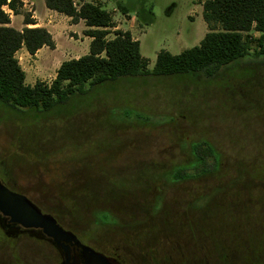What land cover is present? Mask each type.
<instances>
[{
	"label": "rangeland",
	"instance_id": "374dc122",
	"mask_svg": "<svg viewBox=\"0 0 264 264\" xmlns=\"http://www.w3.org/2000/svg\"><path fill=\"white\" fill-rule=\"evenodd\" d=\"M24 1L17 6L22 15L36 9L41 23L51 21L56 48L16 58L26 84H49L60 63L88 54L90 39L85 25L48 13L44 0ZM117 1L134 5L131 12L121 14ZM203 1L74 0L110 12L116 27L106 38L130 32L149 69L161 50L177 55L199 44L208 31ZM149 8L146 26L136 13L147 16ZM22 15L10 13L16 30L24 27ZM256 49L251 42L250 55L212 77L200 72L86 85L48 113L0 105V178L19 187L31 170L79 169L77 178H67L83 186L76 197L42 203L90 243L118 247L124 264H227L228 255L230 264H251L243 257L255 252L264 259V55H252ZM200 141L216 158L196 176L189 165ZM184 167L188 176L176 180Z\"/></svg>",
	"mask_w": 264,
	"mask_h": 264
},
{
	"label": "trees",
	"instance_id": "16d2710c",
	"mask_svg": "<svg viewBox=\"0 0 264 264\" xmlns=\"http://www.w3.org/2000/svg\"><path fill=\"white\" fill-rule=\"evenodd\" d=\"M45 7L70 18L71 24L83 21V35L89 37V52L78 58L62 62L53 80L48 84L36 81L26 84V74L20 66L16 53L24 48L35 56L43 47L55 49V41L43 27H28L36 22L30 14H21L17 6L21 2L0 0V105L12 111H34L48 113L58 105L85 92V86L96 87L116 82L122 78L170 77L204 73L212 77L220 68L228 66L249 54V44L256 43L258 49L252 55H264V0H204L202 19L207 33L198 45L172 55L161 50L149 69V61L140 54L139 41L128 31L115 30V36L107 39L109 29L116 26L110 12L100 4L84 2L77 6L72 0H44ZM7 5L14 15H22L24 27L19 31L10 26V15L2 7ZM134 5L116 2L123 15L131 12ZM143 25H150L152 9L147 16L136 13ZM259 34L254 39L250 32ZM193 166L196 176L206 173L208 159L215 162L216 154L206 141L192 145ZM189 168L175 171V179L188 176ZM244 262L264 264L262 254L245 256ZM233 259L227 256V264ZM230 262V263H229Z\"/></svg>",
	"mask_w": 264,
	"mask_h": 264
},
{
	"label": "flooded vegetation",
	"instance_id": "af4514ba",
	"mask_svg": "<svg viewBox=\"0 0 264 264\" xmlns=\"http://www.w3.org/2000/svg\"><path fill=\"white\" fill-rule=\"evenodd\" d=\"M78 170L68 172L64 170V173L44 171V169L31 170L29 175L23 177L24 182L27 183L19 187L0 178V183L9 191L25 197L42 215L50 216L58 227L72 235V238H67L68 240H55L42 228L26 227L0 211V264H86L82 247H87L108 259L124 264L117 253L118 247L108 248L104 245L100 247L102 243L97 245L90 243L75 228L63 223L56 213L43 205L44 198L49 196L58 198L64 203L69 202V198L76 197L79 188L83 186L67 178H77ZM51 178H57V181ZM105 214L110 217L108 213ZM195 230V224L191 221L192 237L195 235ZM38 261L42 262L37 263Z\"/></svg>",
	"mask_w": 264,
	"mask_h": 264
},
{
	"label": "water",
	"instance_id": "95a60500",
	"mask_svg": "<svg viewBox=\"0 0 264 264\" xmlns=\"http://www.w3.org/2000/svg\"><path fill=\"white\" fill-rule=\"evenodd\" d=\"M0 211L10 216L14 221L26 227H40L55 240H68L71 233L58 227L50 216L42 215L40 211L25 197L9 191L0 183ZM83 248L86 264H119L114 259H108L87 247Z\"/></svg>",
	"mask_w": 264,
	"mask_h": 264
},
{
	"label": "crops",
	"instance_id": "0c3cea01",
	"mask_svg": "<svg viewBox=\"0 0 264 264\" xmlns=\"http://www.w3.org/2000/svg\"><path fill=\"white\" fill-rule=\"evenodd\" d=\"M32 5H35L34 4V2H32L31 4H30V6H32ZM48 11V13H54L53 11H50V10H47ZM30 12H32L33 14H32V19H34V21L36 22V24L35 25H30V26H28V27H43V28H45V29H47L48 31H49V33L51 32L50 31V27H48V24L51 22V21H48L47 23H41L40 22V20H39V18L37 17V15H36V9H34V10H30ZM66 20H67V22H69L70 24H71V22H70V18H66ZM77 24H83L84 25V22L81 20V21H79V23H77ZM77 24H71V25H73V26H75V25H77ZM10 26L12 27V23H10ZM20 31V30H19ZM70 32H72V31H70ZM73 34H76V35H78L77 33H74V32H72ZM52 35V34H51ZM52 37H54L53 35H52ZM86 37V36H85ZM78 38H80L79 36H78ZM77 38V39H78ZM87 38H89V37H87ZM90 39V38H89ZM91 40V39H90ZM55 46H56V43H55ZM56 48V47H55ZM42 49V48H41ZM41 49L39 50V51H41ZM25 51V54H28L27 52H26V50L24 49V48H21L17 53H19V52H24ZM16 53V54H17ZM23 55H24V53H23ZM29 55V54H28ZM29 56H31V55H29ZM34 57H37V54H35V56ZM24 58H25V55H24ZM61 64V63H60ZM59 64V65H60ZM59 65L57 66V69H58V67H59ZM26 74V73H25ZM55 77V76H54ZM32 86V85H31Z\"/></svg>",
	"mask_w": 264,
	"mask_h": 264
},
{
	"label": "built area",
	"instance_id": "2783aa9c",
	"mask_svg": "<svg viewBox=\"0 0 264 264\" xmlns=\"http://www.w3.org/2000/svg\"><path fill=\"white\" fill-rule=\"evenodd\" d=\"M11 0H6V2L7 3H9ZM18 2H21V3H25L26 4V2L24 1V0H17ZM73 2H74V0H72ZM74 4H75V2H74ZM2 9L6 12V13H8L9 15H10V13H12V11L11 10H9V8L7 7V5H5V6H3L2 7Z\"/></svg>",
	"mask_w": 264,
	"mask_h": 264
}]
</instances>
